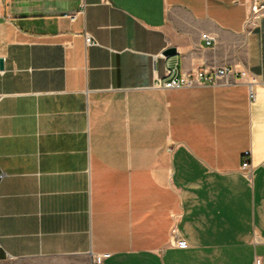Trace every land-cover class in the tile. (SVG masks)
I'll return each instance as SVG.
<instances>
[{
    "label": "crops",
    "instance_id": "crops-1",
    "mask_svg": "<svg viewBox=\"0 0 264 264\" xmlns=\"http://www.w3.org/2000/svg\"><path fill=\"white\" fill-rule=\"evenodd\" d=\"M0 57V264H264V0L0 1Z\"/></svg>",
    "mask_w": 264,
    "mask_h": 264
},
{
    "label": "built area",
    "instance_id": "built-area-1",
    "mask_svg": "<svg viewBox=\"0 0 264 264\" xmlns=\"http://www.w3.org/2000/svg\"><path fill=\"white\" fill-rule=\"evenodd\" d=\"M5 1V0H0ZM262 7L257 4H252L251 6V17H249V20L255 19L258 17L261 13ZM84 11V7H82L80 10H77L76 12H69L66 13L67 16L70 17L71 20H75L77 16ZM205 38L208 40V43L212 42L214 39L210 35H205ZM86 41L88 43H93L94 41L90 36L86 37ZM246 70H237L234 66H219L216 68H206V67H198L195 70H192L190 72L182 73L180 75L174 74L173 70H168V74L170 75V78L166 81H157L156 85L159 87L164 88H182V87H191V86H197V85H211V84H218L220 82H228L230 76H237L238 78H243L247 75ZM254 81L249 82L250 86V96L255 97V92L253 89ZM249 154L250 151L247 150L244 152L243 158H242V164L241 169L242 171L248 175L251 173L253 169V164L249 162Z\"/></svg>",
    "mask_w": 264,
    "mask_h": 264
},
{
    "label": "water",
    "instance_id": "water-1",
    "mask_svg": "<svg viewBox=\"0 0 264 264\" xmlns=\"http://www.w3.org/2000/svg\"><path fill=\"white\" fill-rule=\"evenodd\" d=\"M175 51V48H168L166 50V53H171V52H174ZM4 59L2 57H0V68L3 69L4 67Z\"/></svg>",
    "mask_w": 264,
    "mask_h": 264
}]
</instances>
